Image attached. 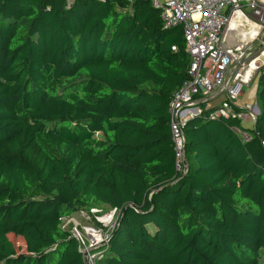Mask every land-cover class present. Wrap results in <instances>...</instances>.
<instances>
[{"label":"trees","instance_id":"1","mask_svg":"<svg viewBox=\"0 0 264 264\" xmlns=\"http://www.w3.org/2000/svg\"><path fill=\"white\" fill-rule=\"evenodd\" d=\"M188 65L147 0H0V264H84L60 218L95 206L117 211L96 264H264V67L253 128L203 111L177 175Z\"/></svg>","mask_w":264,"mask_h":264},{"label":"built area","instance_id":"2","mask_svg":"<svg viewBox=\"0 0 264 264\" xmlns=\"http://www.w3.org/2000/svg\"><path fill=\"white\" fill-rule=\"evenodd\" d=\"M72 1L66 0L68 4ZM125 1L130 5L135 0ZM147 1L157 10L163 28H181L184 52L189 58L188 79L167 104L174 172L184 175L187 162L183 128L187 121L212 109L207 114L209 119L231 118L237 120L240 127L242 123L254 126L258 116L256 77L264 67V47L255 54L252 45L264 30V5L259 0ZM233 20L238 23L234 29H229ZM250 26L254 28L252 37L242 41L243 33ZM233 33L236 35L230 37ZM242 87L248 89L245 102L240 101ZM240 127L230 130L242 141H249V134ZM80 212L91 215V226L80 229L73 226L67 232L76 242L84 264H96L115 225L117 211L109 209L102 217L95 216L97 212L92 208ZM68 217L60 218L61 227Z\"/></svg>","mask_w":264,"mask_h":264},{"label":"rangeland","instance_id":"3","mask_svg":"<svg viewBox=\"0 0 264 264\" xmlns=\"http://www.w3.org/2000/svg\"><path fill=\"white\" fill-rule=\"evenodd\" d=\"M259 1L262 5H264V0H259ZM263 47H264V41L254 50V53L255 54L258 53L259 51H261ZM242 92H243V96L240 98V101L245 102L246 101L245 96L248 92V89L245 87H242ZM241 127L243 129H251L252 125L250 123H247V124L242 123ZM92 209L96 210L97 213L95 214V216L97 215V217L105 216L109 212V209L103 206H95V208H92ZM80 211H83V210H80ZM80 211L73 213L72 215H70L68 218L65 219L64 224L62 225V228L64 230L68 231L73 226H76L78 229L82 227L91 226L90 225V222L92 221L91 215H87L84 212H80ZM7 237L10 240V242H12L13 247L16 250V252L24 253V245H23V241L21 238L11 236V235H8Z\"/></svg>","mask_w":264,"mask_h":264},{"label":"bare ground","instance_id":"4","mask_svg":"<svg viewBox=\"0 0 264 264\" xmlns=\"http://www.w3.org/2000/svg\"><path fill=\"white\" fill-rule=\"evenodd\" d=\"M238 21L236 20H233L231 23H230V26H229V29H234L237 25ZM238 33H241L240 31H238ZM254 33V28H252L251 26L248 27L247 31L243 33V37H242V41H247L249 40L251 37H252V34ZM233 35H236V33H233L230 35V37H232ZM238 38V37H236ZM264 56V53L262 54V57Z\"/></svg>","mask_w":264,"mask_h":264},{"label":"water","instance_id":"5","mask_svg":"<svg viewBox=\"0 0 264 264\" xmlns=\"http://www.w3.org/2000/svg\"><path fill=\"white\" fill-rule=\"evenodd\" d=\"M264 41V30L262 34L258 37V39L253 43L252 49L255 50L260 44H262ZM258 113V109L256 111Z\"/></svg>","mask_w":264,"mask_h":264}]
</instances>
